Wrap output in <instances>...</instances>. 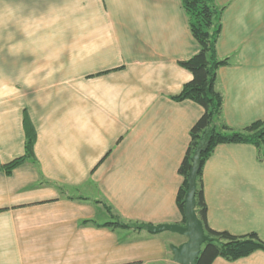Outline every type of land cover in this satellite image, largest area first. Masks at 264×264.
Wrapping results in <instances>:
<instances>
[{
    "label": "crops",
    "instance_id": "obj_1",
    "mask_svg": "<svg viewBox=\"0 0 264 264\" xmlns=\"http://www.w3.org/2000/svg\"><path fill=\"white\" fill-rule=\"evenodd\" d=\"M223 120H264V0H217ZM39 32L22 54L0 38V264H179L177 202L190 130L204 112L177 100L199 50L183 0H0V32ZM75 38H54L74 32ZM69 36V35H67ZM8 48V49H7ZM207 220L264 241V161L251 143L216 147L203 169ZM128 227L102 225L112 213ZM142 226V227H139ZM212 264H264V249Z\"/></svg>",
    "mask_w": 264,
    "mask_h": 264
},
{
    "label": "trees",
    "instance_id": "obj_2",
    "mask_svg": "<svg viewBox=\"0 0 264 264\" xmlns=\"http://www.w3.org/2000/svg\"><path fill=\"white\" fill-rule=\"evenodd\" d=\"M183 6L188 14L191 32L199 43V50L189 59L180 61L193 77L183 85L180 93L173 97L177 100L191 99L202 105L204 112L190 130L189 146L179 167L183 181L177 202L183 214V223H186L184 204L189 188V173L192 169L194 154L204 144L205 148L201 151L200 168L196 176L195 197L197 215L203 223L205 233L210 238L203 243L196 264H212L217 257L235 260L256 250L264 249V241L256 232L234 235L209 226L203 182L205 162L220 144L251 143L257 148L258 159L264 161V120H257L241 129L234 128L223 120L224 98L217 86L218 70L221 66L230 63L229 58L220 57L217 53L223 7L217 4V0H183ZM35 141L36 131L30 133L27 130L24 155L7 163H0V170L11 173L17 166L35 159ZM109 211L111 212L110 209ZM112 218L102 225L129 226L116 218L113 213Z\"/></svg>",
    "mask_w": 264,
    "mask_h": 264
},
{
    "label": "water",
    "instance_id": "obj_3",
    "mask_svg": "<svg viewBox=\"0 0 264 264\" xmlns=\"http://www.w3.org/2000/svg\"><path fill=\"white\" fill-rule=\"evenodd\" d=\"M204 144L196 151L193 157L192 169L189 173V188L185 197L184 211L185 224H161L148 227L150 231L170 230L187 236V240L179 246H173L174 260L179 264H196L202 245L210 237L205 233L201 219L196 212V176L200 168L201 151Z\"/></svg>",
    "mask_w": 264,
    "mask_h": 264
},
{
    "label": "rangeland",
    "instance_id": "obj_4",
    "mask_svg": "<svg viewBox=\"0 0 264 264\" xmlns=\"http://www.w3.org/2000/svg\"><path fill=\"white\" fill-rule=\"evenodd\" d=\"M54 38H75L76 37V31L74 32H54ZM2 35H5L6 40H18L19 45L16 46V49L21 50L22 54H32L36 53L37 50H46L48 53H54L55 51H58L57 53H70V54H76V46L70 47V46H54L52 48L50 47H38L35 46V41L37 38H39V32H30V31H6V32H0V38ZM69 35V36H67ZM8 49V48H7Z\"/></svg>",
    "mask_w": 264,
    "mask_h": 264
}]
</instances>
